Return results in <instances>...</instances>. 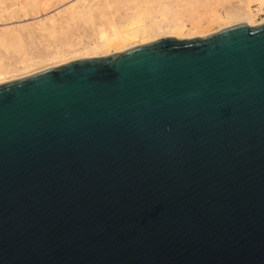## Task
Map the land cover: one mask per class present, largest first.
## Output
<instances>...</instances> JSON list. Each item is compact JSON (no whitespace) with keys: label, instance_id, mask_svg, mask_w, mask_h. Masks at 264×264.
<instances>
[{"label":"water","instance_id":"95a60500","mask_svg":"<svg viewBox=\"0 0 264 264\" xmlns=\"http://www.w3.org/2000/svg\"><path fill=\"white\" fill-rule=\"evenodd\" d=\"M0 264H264V24L0 84Z\"/></svg>","mask_w":264,"mask_h":264},{"label":"bare ground","instance_id":"6f19581e","mask_svg":"<svg viewBox=\"0 0 264 264\" xmlns=\"http://www.w3.org/2000/svg\"><path fill=\"white\" fill-rule=\"evenodd\" d=\"M221 1H225V0H76V1L75 0H18L17 3H15L11 9L12 13L10 12V10L6 9L12 15L16 13L15 10L17 6H20L22 10L30 9L29 11L28 10L26 11L27 12L26 14L28 13L30 14L31 12L30 15L33 16L34 14L36 15L39 14L41 11L44 12L46 10L50 11L49 10L50 6L54 7L55 4H61L62 5L61 7H65L67 6L66 4H69L68 7L65 8L66 10L63 13L59 14V15L63 14L62 17H67L64 19L63 22L56 21L55 20L56 18L53 19L55 16H57V13L60 12L61 10H58L57 12L55 8L54 9L51 8V10L52 9L55 10L54 14L56 12L54 17L50 18L51 16L50 17L48 16L49 19L46 18H45L46 20L44 19L46 21L45 23L43 19H41V21L43 20L42 23H40V19H36V21L39 20L38 21L39 23L37 22L38 24L35 23L36 21L34 22L35 27L37 28L38 26L40 28V26H43V24H46L48 21L50 23V25L47 24L49 27L45 26V28H43L44 27L43 26L42 27L43 29L41 28L42 30L39 29L37 31H44V32L47 31L49 33L48 35L51 36L52 34L58 32L64 33V31H66L65 28L67 29L66 26H69V23H71L72 21L73 23L77 22V24L78 22L79 23L81 22V24L83 23L82 26L84 25V27L86 24L87 26H89V32L85 34V32L83 31L84 30L83 27L79 26L80 28L83 29V30L80 29L81 31L84 32L83 35V33H77L78 30V28H76L77 26L75 27V29H73L72 27H68L67 32L69 31L70 28H72L73 30H75V33H77L76 35L74 34L75 37L72 40H69L72 37L69 39L66 38L69 41L62 44L61 47H59L58 45V48L55 49L53 47L54 40L53 39L51 40L49 37L48 39H50L52 41L51 43L53 44L52 46L50 45V48L53 47V49H55V52H53V54L44 55L43 57L40 58H36V57L33 58V54L31 55V53H30V57L32 56L31 58L25 57L24 54L23 55L24 57H20L21 58L20 61L18 60L19 58L16 59V63L18 64V66L13 67L12 66L14 64L13 62L12 64L10 62L9 63L7 62L5 63L7 65H5L2 61L3 60L8 61L11 57L13 58L14 55L12 56L13 54L12 53L10 54L9 57V54L7 55L8 52L5 53L7 56L3 54L9 59L7 60V58L5 57L6 60L3 59L2 61H0V84L10 81L12 79H18L16 78L18 77L16 75H19L18 74L19 72L21 73L20 74L21 77L34 73L36 71L37 66L39 65H42V67L45 66V68L40 67L43 70L50 67L62 65L77 59L80 60L90 59V58H97V57L117 54L132 49L134 47L145 45L168 37H175L177 40L199 38V37H206L213 33H217L223 29L239 24H245L249 27H256L264 24V0H238L236 4L228 6L226 9H224L223 14L218 13L215 9H213L215 7L212 6L216 2L219 3ZM8 7L9 9L11 8V6ZM13 8L15 9L13 10ZM58 8L60 9V7ZM63 10L64 8L62 9V11ZM33 11H35L34 14H32ZM10 13H6V16H9ZM47 13L45 15H48ZM14 18L16 17H0V25H1V21H11ZM59 18H61V16L58 17V19ZM186 19H189L188 23L186 22ZM20 21L17 20V22ZM25 21H30V20L26 19ZM24 25L20 24L19 28L24 30L23 29ZM56 26H58V29H56L57 28ZM19 28L15 27V30L17 29L16 31L17 33L18 32L21 33ZM8 29L9 28H5V32H3L4 29H1V33H0L1 46H3V48L5 47V50L6 48L9 49L20 48L21 46L20 43L22 41L17 38H16L17 40H13L15 39L14 37H17L15 34L16 32L14 33L13 31H11L12 32L11 33L10 29L13 30V28H10L9 30ZM72 29L70 31L71 33H72ZM57 30L58 32H56ZM24 32L25 30L22 31V33ZM63 33H61L62 36ZM11 34H13L14 37ZM45 35H46V40H48L47 34ZM58 35L56 36L58 37ZM40 37L35 39L36 42H38L37 41L38 39L39 41L44 40L42 39L43 36L41 37L42 40H40ZM18 38L20 37L18 36ZM63 38H65V34ZM82 39L88 40L89 44L87 43L82 46L81 45L83 43ZM34 44L36 45V43ZM1 46L0 48H2ZM25 48L27 49V47ZM36 50L37 49H35L34 51L36 52ZM14 51L15 50H13V52ZM20 51L22 50H19V53ZM45 51L46 50H44L43 53H45ZM2 52L3 51H1V54ZM15 53L18 52H14V54ZM17 60L19 62H17ZM45 64H47V67Z\"/></svg>","mask_w":264,"mask_h":264},{"label":"rangeland","instance_id":"374dc122","mask_svg":"<svg viewBox=\"0 0 264 264\" xmlns=\"http://www.w3.org/2000/svg\"><path fill=\"white\" fill-rule=\"evenodd\" d=\"M17 1H18V0H0V17H16V18H17V19L14 18L13 20H11L12 22H11V21H1V25H0V33H1V29H4V31H3V30H2V31L5 32V28H9V29H10V28H13V30L10 29V32L13 31V32L15 33V32L17 31V29L15 30V27H16V28H19L20 24H21V25L26 24V25H24L25 28H24V26H23V29L25 30L24 33H22V31H24V30H22V29L19 28L20 31H21V33H20V32H18V33L16 32L15 34H16L17 37H14V35H15L14 33H13L14 35L11 34V35H13V37L15 38V39L12 38L13 40H17V39H19V40L22 41L21 43H20V42H19V43L21 44L20 48H23V49H20V48H18V49H12V48L9 49V48H6V50H5V47L3 48V46H1V44H0V46L2 47V48H0V49H3V50H0V59H1L0 61H2L3 59L6 60V58H7V60H8L9 58L6 57L8 54H9V57H10V54L13 53L12 56L14 55V57H16V58L13 57L15 60L11 57V58H10L11 61H10V59H9L8 61H4V60H3L2 62H3L4 64L7 63V62H8V63L10 62V63L12 64V62H13V63H14V64L12 65L13 67H14V66H18V64L16 63V59L19 58L18 60L20 61V59H21L20 57H24V56H25V57H30V53H31V55L33 54V58H35V57H36V58H40V57H43L44 55L53 54V52H55V49L58 48V45H59V47H61L62 44L68 42L69 40H72V39L75 37V35H76L77 33H83V35H84V32H85V34L89 32V26H87L86 24H85V27H84V25L82 26L83 23L81 24V22H80V23L78 22V24H77V22H74V23H73L72 21H71V23H69V26H66L67 29H68V27H72L73 29H75V27L77 26L76 28H78V30H80V29L83 30V29H84V30H83L84 32L81 31V30H80L81 32L77 30V33H75V30H73L72 28H70L69 31L67 32V29L65 28L66 31H64V33L61 32V33H63V36H62L61 33L58 32V30L56 31V32H58V33H54V34H52V36H51V35H48L49 33H48L47 31H45V32H44V31H37V30H39V29L42 30L43 28H45V26L47 27V26H48L47 24L50 25V23L47 21L46 24H43L44 27L39 25L40 28H39L38 26H37V28H36L34 24H35V23H36V24L39 23V22H38L39 20L36 21V19H40V23H42L43 20H44L45 18H46V19H49L50 16H51L50 18L54 17L55 14H56V12H55V14H54V11H55V10L58 12V10H61V11H62V9L64 8V10H63L62 12H61V11L58 12V13H57V16H55V17L53 18V19L56 18V19H55L56 21H62V22H63L64 19L67 18V17H62L63 14H62V15H59V14H60V13H63V12L66 10L65 8L68 7L69 4H66L67 6L63 5V6H65V7H61V6H62L61 4H55L54 7H53V6H50V8H49L50 11L46 10L48 13L45 11L48 15H45L46 13H45L44 11H41L39 14L36 15V14H34L35 11H33V12H32V14H34L33 16L30 15L31 12H30V14H29V13L26 14V13H27L26 11H27L28 9H27V10H26V9H23V10H22V8H21L20 6H17V7L15 6V7H16L15 12H16V13H15V14L13 13L14 15H12V14H11V13H12V12H11V11H12L11 9H12L13 5H14L15 3H17ZM75 1H76V0H75ZM237 1H238V0H225V1H221V2H219V3L216 2L214 5H212V6H214L215 8H213V7H211V8L215 9L218 13L223 14V13H224V9H226L228 6H231V5H233V4H236ZM11 2H12V3H11ZM13 2H14V3H13ZM10 3H11V4H10ZM218 4H220V5H218ZM226 5H227V6H226ZM8 6H11V8L9 9ZM57 6L60 7V9H59ZM19 7H20V9H19ZM56 7H57L58 9H57ZM51 8H53V9L55 8V10H53V9L51 10ZM6 9H7V10H10L11 13L8 12ZM14 9H15V8H13V10H14ZM17 9H18V11H17ZM29 10H30V9H29ZM29 10H28V11H29ZM6 11H7V12H6ZM31 11H32V10H31ZM52 11H53V12H52ZM222 11H223V12H222ZM13 12H14V11H13ZM43 12H44V13H43ZM51 12L53 13V15H52ZM6 13H10L9 16H6ZM50 13H51V14H50ZM25 14H26V15H25ZM43 14H44V15H43ZM7 15H8V14H7ZM25 16H26V17H25ZM35 16H36V18H35ZM37 16H38V18H37ZM39 16H40V17H39ZM48 16H49V17H48ZM60 16H61V18L58 19V17H60ZM29 17H30V18L33 17V18L30 19ZM41 17H43V18H41ZM18 18H19V19H18ZM20 18H21V19H20ZM26 19H27V20H30V21H25ZM33 19H34V20H33ZM41 19H43V20L41 21ZM46 19H45V20H46ZM62 19H63V20H62ZM17 20H19V21H20V20H21V21L23 20V21H22V22H21V21H20V22H17ZM45 20H44V23L46 22ZM13 21H14V22H13ZM24 21H25L26 23H25ZM35 21H36V22H35ZM188 21H189V19H186V22H187V23H188ZM3 22H5V23H3ZM9 22H10V23H9ZM15 22H16L17 24H16ZM27 22H28V23H27ZM34 22H35V23H34ZM37 22H38V23H37ZM2 23H3V24H2ZM13 23H14V24H13ZM22 23H24V24H22ZM32 23H33V24H32ZM5 24H6V25H5ZM63 24H64V23H63ZM8 25H9V26H8ZM31 25H33V26H31ZM73 25H75V26H73ZM2 26H3V27H2ZM17 26H18V27H17ZM79 26L83 27V29L80 28ZM27 27H28V29H27ZM33 27H34V28H33ZM42 27H43V28H42ZM48 27H49V26H48ZM56 27H57L56 29H58V26H56ZM21 28H22V26H21ZM29 28H30V29H29ZM41 28H42V29H41ZM86 28H87V29H86ZM9 29H8V30H9ZM19 29H18V30H19ZM71 29H72V33L70 32ZM8 30H7V31H8ZM32 30H33V31L35 30V31H34L35 34H34V32H33ZM86 30H88V31H86ZM27 31H28V32H27ZM31 32H32V33H31ZM38 32H39V33H38ZM43 32H44V33H43ZM65 32H66V33H65ZM73 32H74V33H73ZM11 33H12V32H11ZM26 34L28 35V38H27V35H26ZM33 34H34V35H33ZM36 34H37L38 36H37ZM39 34H40V35H39ZM45 34H47V39L50 37L51 40H52V39L54 40V41H53L54 45L51 43L52 41H51L50 39L46 40V35H45ZM55 34H56V35L59 34L58 37H57ZM64 34H65V38H63V37H64ZM68 34H71V35H68ZM74 34H75V35H74ZM54 35H55V36H54ZM9 36H10V35H9ZM18 36H19L20 38H18ZM35 36H36V37H35ZM40 36H41V37L43 36L42 39L45 40L46 45H45V43H44V40H42ZM60 36H61V37H60ZM10 37H11V36H10ZM38 37H40V40H42V41H39V39H38V40H37L38 42H36L35 39H37ZM44 37H45V38H44ZM71 37H72V38H71ZM16 38H17V39H16ZM21 38H22V39H21ZM26 38H27V40H26ZM66 38H67V39L71 38V39L67 40ZM23 39H24L25 41H24ZM58 39H59V40H58ZM34 40H35V41H34ZM55 40H56V41H55ZM57 40H58V41H57ZM184 40H186V39H184ZM59 41H60V42H59ZM82 41H83V43L81 44L82 46H83L84 44H87V43L89 44V41L86 40V39H84V40L82 39ZM25 42H26V43H25ZM39 42H40V43H39ZM22 43H23V44H22ZM34 43H36V45H35ZM37 43H39V44H37ZM31 44H32V45H31ZM40 44H41V45L43 44V45L41 46ZM55 44H56V47H55ZM33 45H34V46H33ZM39 45H40V47H39ZM50 45H51V46L53 45V47H54L55 49H53V47L50 48ZM22 46H23V47H22ZM37 46H38V47H37ZM45 46H46L47 48H46ZM25 47H27V49H26ZM32 47H33V48H32ZM35 47H36V48H35ZM48 47H49V48H48ZM30 48H31V49H30ZM35 49H37L36 52L34 51ZM52 49H53V50H52ZM4 50H5L6 52H5ZM9 50H10V51H9ZM13 50H15L14 52H18V53H15V54H14ZM16 50H17V51H16ZM19 50H22V51H20V53H19ZM32 50H33V51H32ZM44 50H46L45 53H43ZM47 50L49 51V53H48ZM50 50H51V51H50ZM1 51H3L4 53L2 52V54H1ZM11 51H12V52H11ZM31 51H32V52H31ZM39 51H40V52H39ZM7 52H8V53H7ZM22 52H23V53H22ZM5 53H7V55H6ZM3 54L6 55V56H4ZM18 54H19V57H18ZM24 54H25V55H24ZM36 54H37V55H36ZM15 55H16V56H15ZM23 55H24V56H23ZM3 57H4V58H3ZM5 57H6V58H5ZM31 57H32V56H31ZM31 57H30V58H31ZM12 59H13V61H12ZM18 60H17V62H19ZM34 60H36V59H34ZM77 60H80V59H77ZM77 60H74V61H77ZM14 61H15V62H14ZM71 62H72V61H71ZM15 63H16L17 65H16ZM68 63H69V62H68ZM65 64H67V63H65ZM5 65H7V64H5ZM8 65H9V64H8ZM45 65H46V67H47V64H45ZM62 65H64V64H62ZM43 66H44V65H43ZM58 66H61V65H58ZM40 67H42V65L37 66L36 71H35L34 73H31V74L26 75V76H30V75L36 74V73H38V72H40V71L46 70V69H43V70H42ZM55 67H57V66H55ZM38 68H39L40 70H39ZM42 68H45V66L42 67ZM50 68H52V67H50ZM47 69H49V68H47ZM32 72H33V71H32ZM17 73H18V72H17ZM18 74H19V75H16V76H18V77H16V78H18V79L23 78V77H21V75H20L21 73H20V72H19ZM19 76H20V77H19ZM26 76H24V77H26ZM18 79H12V80L7 81V82L15 81V80H18ZM7 82H4V83H7ZM1 84H3V83H1Z\"/></svg>","mask_w":264,"mask_h":264}]
</instances>
